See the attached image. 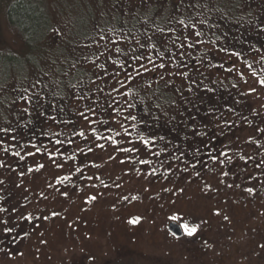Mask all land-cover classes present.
Wrapping results in <instances>:
<instances>
[{
    "label": "rangeland",
    "instance_id": "obj_1",
    "mask_svg": "<svg viewBox=\"0 0 264 264\" xmlns=\"http://www.w3.org/2000/svg\"><path fill=\"white\" fill-rule=\"evenodd\" d=\"M15 1L0 0V129H8L0 131V264H264V0H243L227 20L261 46L247 51L245 81L124 87L114 82L124 71L117 57L126 56L116 48L127 52L143 37L128 33L136 0H23L37 19L14 11L21 26L9 21ZM165 20L158 16L154 29ZM215 52L237 66L243 60L239 51ZM81 53L89 55L83 65ZM37 96L54 120L37 119L28 99ZM141 137L155 139L144 145ZM33 144L43 151L27 155ZM220 151L231 161L211 159ZM170 220L183 226L181 238Z\"/></svg>",
    "mask_w": 264,
    "mask_h": 264
},
{
    "label": "flooded vegetation",
    "instance_id": "obj_2",
    "mask_svg": "<svg viewBox=\"0 0 264 264\" xmlns=\"http://www.w3.org/2000/svg\"><path fill=\"white\" fill-rule=\"evenodd\" d=\"M136 1L137 5L132 7L128 33L130 38L139 36V40L141 35L143 37H141V41L137 45H131L127 48V52L121 50L119 53V55L126 54V56H119L117 60L127 61L125 60L126 58L129 59L130 63L134 62V64L131 66V70L129 64H125L124 71L118 77H115L114 82L118 83L119 80L133 83L167 81L179 83L182 81L195 82L200 80L198 79L200 77L205 80L221 78L227 82H238L239 80L245 81L249 77L247 74L250 71L248 58L252 59L253 55L249 56L247 51L261 50V46L259 47L258 44L251 46L246 42V37L242 32L243 25L241 24L234 26L238 31L231 32L230 24L227 21L232 17L238 16V8L239 10L242 8L243 0ZM149 15L152 17L150 18ZM158 16H165L166 20L163 23L156 24V29H154ZM180 21H183V24ZM181 31L182 34H180ZM197 32L201 33V35L197 36ZM140 45H144V47ZM150 45H155V47ZM189 45L194 46L189 47ZM221 49L225 50L222 51ZM206 51L211 53V57L208 53H205ZM215 51L223 54L226 51H239L243 60L237 66L238 63H236L235 59L229 58L226 60V54L219 56ZM201 52H204V54H201ZM94 55L91 57H94ZM227 55L230 56V53ZM133 56L142 57V59L137 62L131 59ZM88 57V54L81 53L79 57L80 64L83 65V62ZM149 60L153 63H149ZM160 63H164L165 68L157 67ZM208 63L210 67L214 66L216 71L222 72L223 75L207 74V69L203 66L208 65ZM218 63L220 66H218ZM141 64L153 69V71L144 72L140 69ZM133 68L140 70L142 75L137 76L134 81L125 80V69L131 72ZM82 70L86 72V75L89 74L85 69ZM190 70L199 74L188 73L186 77L181 74H175L178 71L179 73H185ZM259 72L261 73V70ZM97 78L98 75H91V82L93 79L98 80ZM103 78H107V76L103 75ZM173 221L170 220L169 224ZM182 229L185 233L183 226Z\"/></svg>",
    "mask_w": 264,
    "mask_h": 264
},
{
    "label": "snow or ice",
    "instance_id": "obj_3",
    "mask_svg": "<svg viewBox=\"0 0 264 264\" xmlns=\"http://www.w3.org/2000/svg\"><path fill=\"white\" fill-rule=\"evenodd\" d=\"M180 23L183 24V21H180ZM196 35L199 36V35H201V33L197 32ZM149 39H150V38H149ZM140 46H141V47H144V45H140ZM150 46H151V47H155V45H150ZM193 46H194V45H189V47H193ZM221 50L223 51V50H225V49H221ZM116 52H121V49H120L119 47H117V48H116ZM161 55H163V53H161ZM233 55L236 56V57H239V56L241 55V53H240V52H234ZM131 59H132V60H136L137 62H139V60L142 59V57L133 56V57H131ZM113 63L115 64L116 61H113ZM127 63H128V61H120V67H121V68H124L125 64H127ZM149 63H153V62H152L151 60H149ZM99 67L104 68V65H103V64H100ZM157 67H159V68H165V64H164V63H160ZM248 67L251 68V65L249 64ZM140 69H142L144 72H151V71H153V69H149V68H147V67H146L145 65H143V64L140 65ZM229 71H231V69H229ZM133 73H135V75H133ZM115 75L118 77V76H119V72H117ZM141 75H142V72H141L140 70L136 69V68H133L131 72H129V71H127V70L125 69V80H132V81H134V80L136 79L137 76H141ZM183 75L186 77V76L188 75V73L185 72V73H183ZM161 79H163V77H161ZM259 82H260L262 85H264V79H261ZM118 83H120L121 87H124V82H123V81H119V80H118ZM193 83H194V81H193ZM113 91H114V92H119V89L114 88ZM188 91H189V92L192 91L191 87L188 88ZM209 91H213V90H212V89H209ZM128 94H131V92H129ZM181 95H183V94H181ZM21 98L23 99L24 97H21ZM28 99H29V103H30V104H35V106H36V107H35V111H36V113L38 114L37 119H39V118H41V117H43V118H45V119H48V118L53 119V120L55 119V117H47V116H46V113L42 110L43 106L40 104V100H41L40 97L37 96V97H31V98H28ZM185 102H187V101H186V98H185ZM125 104H127V108H129V109L134 108V107L136 106L134 103H128L127 101H125ZM53 107H54V106H53ZM109 107H111V104L109 105ZM156 107H159V106L157 105ZM106 110H107V109H106ZM114 110L117 111V112H120V111H121L120 108H116V109H114ZM24 111L27 112L28 109H24ZM88 111L93 112V114H95L94 110L91 109V108L88 109ZM215 111H216L215 108L210 107V108L205 112L204 115H205V116H209L210 114L214 113ZM144 113H145V115H150V113H149V111H148V108H147V105H145V107H144ZM80 115L83 116V113H81ZM165 115H166V114H165ZM125 118H126V119H130V120H132V121H137V119H138V117H137L136 115H132L131 113H129L128 116L125 117ZM216 118L219 119V117H216ZM152 119H153L154 121H159V117H158V116H154V115H153V116H152ZM172 119H175V117H173ZM192 119L195 120V117H192ZM140 122H143V123H145V124L147 125V120H145L143 116L140 117ZM93 123H94V122H93ZM104 123H107V121H104ZM205 127H206V126H205ZM0 131L7 132L8 129H0ZM92 131L95 132V129H92ZM261 131H264V129H261ZM194 134L197 135V136H207V135H208L207 132H200V131H195V130H194ZM78 135H80V136H84V132L81 131V132L78 133ZM158 138H159L160 140H165V137L162 136V135L159 136ZM187 138H188V137H185V139H187ZM13 139L15 140V139H17V137L13 136ZM109 139H113V138H112V137H109ZM141 139H143V138L141 137ZM152 139H155V137H151L150 139H143V144H144V145H148V144H150V143L152 142ZM210 139H211V138H210ZM29 142H31V141H29ZM68 142L71 143V141H68ZM56 143H62V142L59 141V140H57ZM113 143H118V141H115V140L113 139ZM99 146H100V147H103V145H99ZM33 147L35 148V152H28L27 155L34 156L36 153H39V152L43 151L41 148L36 147L34 144H33ZM122 150H123V151H129L128 149H122ZM133 150H138V149H133ZM89 151H92V149L89 148ZM198 151H199V149H197V152H198ZM154 154H155V155H159V153H154ZM15 155H16V156H20V152H16ZM49 155H51V153H50ZM181 155H183V153H181ZM221 156H223V157H225V159L231 161V157H229V156H228V153L225 152V151H220L218 155H213V156H211V159H213V160H217V161H219L221 164H223V163H224V160H221V159H220ZM20 158L23 159L22 156H20ZM177 159H179V157H177ZM197 162H199V161H197ZM141 163L148 164V163H151V161H141ZM59 166H61V165H58V167H59ZM39 167L42 168L43 165H40ZM193 167H194V166H193ZM29 170L31 171V169H29ZM77 171H80V169L77 168ZM22 174H23V173H22ZM196 174L199 175V172H197ZM223 175L227 176V175H229V173H228V172H224ZM62 179H65V180H66V179H68V177H64V178H62ZM247 191L250 192V193H252V192L254 191V189H252V188H248ZM65 195H66V193H65ZM91 199L94 200L95 197H92ZM54 214H55V213H54ZM225 219H227V217H225ZM5 223H6V222H5ZM133 223H135V221H133ZM197 230H198V226H192V227H187V226H186V234H187L188 236H193L194 234L197 233ZM5 231H6V232H11L12 229H11V228H5ZM173 235H175V234H173ZM0 242H2V241H0ZM262 247H264V245H262Z\"/></svg>",
    "mask_w": 264,
    "mask_h": 264
},
{
    "label": "trees",
    "instance_id": "obj_4",
    "mask_svg": "<svg viewBox=\"0 0 264 264\" xmlns=\"http://www.w3.org/2000/svg\"><path fill=\"white\" fill-rule=\"evenodd\" d=\"M22 3H23V0H16L15 1V3H12V5L11 6H9V9H8V12L10 13V15H9V18H10V22L12 23V25H14V26H17V25H19V26H21V23H19L18 22V19H15L14 17H13V13H14V11H20V9H22V12L21 13H25V15H22L23 17H25L26 19H28V21H31L32 23H33V21L35 20V19H37V18H35V14H32V13H30V11H29V8H21V6H22ZM9 5V4H8ZM8 7V6H7ZM23 7H24V4H23ZM37 23V22H36ZM37 26L38 27H40V26H43V23L42 24H37ZM34 30L36 29V28H33ZM49 29V28H48ZM49 31V30H48ZM30 41V40H29ZM33 44H34V42L33 41H31ZM36 46V45H35ZM35 46H33V48L35 47ZM32 61V60H31ZM34 62H35V60H33ZM80 74V76H81V78L83 79L84 78V76H88V75H86V72L83 70V73H81V72H79ZM32 127V129L33 128H36L35 126H31ZM36 132L38 131V129H36L35 130ZM41 133L42 132H40L39 133V135H41Z\"/></svg>",
    "mask_w": 264,
    "mask_h": 264
},
{
    "label": "water",
    "instance_id": "obj_5",
    "mask_svg": "<svg viewBox=\"0 0 264 264\" xmlns=\"http://www.w3.org/2000/svg\"><path fill=\"white\" fill-rule=\"evenodd\" d=\"M169 231L172 234H175V236L177 237H181L184 234L182 226L179 223L174 222V221L169 224Z\"/></svg>",
    "mask_w": 264,
    "mask_h": 264
}]
</instances>
